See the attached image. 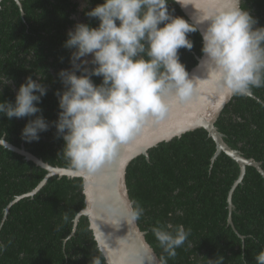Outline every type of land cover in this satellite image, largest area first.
I'll list each match as a JSON object with an SVG mask.
<instances>
[{"label":"trees","instance_id":"1","mask_svg":"<svg viewBox=\"0 0 264 264\" xmlns=\"http://www.w3.org/2000/svg\"><path fill=\"white\" fill-rule=\"evenodd\" d=\"M86 2V0H84ZM103 0H89L91 9ZM2 0L0 6V75L11 83L0 88V100L14 101L19 85L31 75L48 89L39 107L48 121L59 112L54 95L62 89L57 73L71 67V50L63 47L67 31L77 23L80 0ZM242 7L264 26V0H243ZM169 11L188 20L175 0ZM82 22L95 27L98 20L85 15ZM191 50L179 49L187 72L201 56L202 37L188 34ZM79 74V73H78ZM96 84L101 77H92ZM249 89L258 97L234 94L223 108L216 126L225 140L247 158L261 162L264 169V86ZM30 117L8 119L0 115V138L21 147L54 166H72L63 152L64 141L54 126L40 133L38 141L26 142L21 129ZM216 142L204 128L164 141L135 158L127 169V184L146 239L166 264H208L222 256L223 264H256L255 255L264 249V176L247 165L236 187L235 205L229 222L228 196L240 175V166L227 153L213 160ZM47 170L22 154L0 144V264H93L95 258L107 264L97 246L89 219L82 216L74 231V220L85 207L81 177L54 176L34 195L9 204L33 190ZM171 223L188 232L176 255L160 247L152 228Z\"/></svg>","mask_w":264,"mask_h":264},{"label":"clouds","instance_id":"2","mask_svg":"<svg viewBox=\"0 0 264 264\" xmlns=\"http://www.w3.org/2000/svg\"><path fill=\"white\" fill-rule=\"evenodd\" d=\"M175 2L181 7L190 4L189 0ZM168 4L169 0H103L91 9L82 6L98 25L77 22L67 31L63 47L71 50V67L57 73L63 85L54 92L57 119L50 122L43 116L39 104L48 89L41 82L43 77L35 80L31 75L19 85L14 101L0 100V115L30 117L21 129L26 142L38 141L40 133L54 126L72 166L95 172L148 117L160 114L164 95L174 91L183 98L187 94L192 79L179 49L193 48L188 34L196 32L197 25H203L199 29L202 62H210V76L221 88L244 95L252 86H264V26H256L258 20L241 6L243 0L204 12L195 24L172 15ZM94 76L101 77V83L96 84ZM9 83L6 73L0 75V88ZM130 212L139 217L143 209ZM152 232L163 251L173 257L188 236L183 225L171 223L155 226ZM223 259L216 256L208 264H223ZM254 259L264 264V249ZM93 264L101 260L95 258Z\"/></svg>","mask_w":264,"mask_h":264},{"label":"water","instance_id":"3","mask_svg":"<svg viewBox=\"0 0 264 264\" xmlns=\"http://www.w3.org/2000/svg\"><path fill=\"white\" fill-rule=\"evenodd\" d=\"M22 8V0H16ZM2 0H0L1 6ZM187 7H181L188 16V22L195 24L202 19L204 12L211 13L220 8L231 6V0H189ZM203 25H197L198 30ZM200 32V30H199ZM204 54L198 56L197 65L189 71V88L182 98L174 91L164 95L165 108L158 116L148 117L136 134L126 143L117 146L112 157L95 172L77 169L73 166H54L34 155L24 145L18 147L4 137L0 144L5 148L22 154L27 160L34 161L48 172L41 182L30 192L18 195L7 207L26 196H34L50 178L58 176L81 177L85 207L79 211L74 220V231L82 216L89 219L97 246L105 257L107 264H161V258L146 239V231L138 224L130 209L134 202L130 197L127 184V169L130 163L140 155L149 159V149L164 141L204 128L216 142L215 160L222 152L227 153L240 166V175L228 196L229 222L233 224L231 213L235 207L233 193L244 179L247 165L256 167L264 176L261 162L247 158L241 150L233 148L226 140L225 134L216 126V122L226 104L232 99L227 89L221 88L210 76V62L204 61ZM248 96L258 98L251 89Z\"/></svg>","mask_w":264,"mask_h":264},{"label":"flooded vegetation","instance_id":"4","mask_svg":"<svg viewBox=\"0 0 264 264\" xmlns=\"http://www.w3.org/2000/svg\"><path fill=\"white\" fill-rule=\"evenodd\" d=\"M88 5V3H86L84 0H80V5L78 7V12L74 13L72 18L76 21V22H86L84 16H83V9L82 6H84V8ZM74 24L71 26V28H73ZM70 28V29H71ZM8 213V211H7Z\"/></svg>","mask_w":264,"mask_h":264}]
</instances>
